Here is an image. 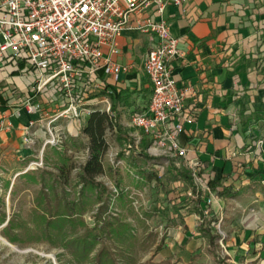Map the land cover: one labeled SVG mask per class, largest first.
Instances as JSON below:
<instances>
[{
    "label": "crops",
    "instance_id": "obj_1",
    "mask_svg": "<svg viewBox=\"0 0 264 264\" xmlns=\"http://www.w3.org/2000/svg\"><path fill=\"white\" fill-rule=\"evenodd\" d=\"M148 17L154 15L147 10L131 14L116 38L114 60L129 67L118 87L120 98L132 103L130 114L146 110L150 98L141 64L156 38L137 28ZM162 17L178 39L180 56L171 63L173 75L179 86L193 91L184 104L193 120L185 123L180 142L188 148V157L199 162L204 177L233 187L231 194L219 193L227 206L234 202L241 209L264 211V0H183L180 7L169 6ZM25 86L17 73L0 68V127L7 125L0 130V168L9 160L30 161L35 144L40 146L46 138L45 113L38 119L17 106ZM81 126L79 119H70L58 130L63 137L74 136ZM194 207H200L197 199ZM189 214L181 221L182 239L168 245L170 254L184 264L195 245L189 238L198 229ZM234 225L242 228V219ZM262 245L261 232L225 240L226 250L239 260L236 264L250 263Z\"/></svg>",
    "mask_w": 264,
    "mask_h": 264
},
{
    "label": "rangeland",
    "instance_id": "obj_2",
    "mask_svg": "<svg viewBox=\"0 0 264 264\" xmlns=\"http://www.w3.org/2000/svg\"><path fill=\"white\" fill-rule=\"evenodd\" d=\"M29 79L30 77L23 76L21 81L27 85ZM118 104V122L128 131L125 120L129 118L128 108L132 103L119 97ZM87 118L88 116L79 118L82 125ZM69 120L60 118L54 122L57 128L54 134L59 139L57 145L47 144L43 147L44 140L40 146L39 143L35 144L30 161L9 160L0 168V236L3 237L2 225H6L11 218V233L16 241L11 243L3 238L19 250L15 251L0 241V264H91V257L102 247L106 249L109 259L116 264H145L149 261L184 264L176 255L170 254L168 245L182 239L184 229L181 221L188 220L189 213L199 222L194 208L196 199L201 209L207 207L203 199H208L212 215L217 219L215 230L219 238L216 239L215 254H211L206 249L201 232L195 228L194 234L189 238H193L195 245L187 264H236L239 260L230 255L223 240V246L221 245L220 238L229 240L230 237H249L255 236L256 232L264 233V211L261 208L241 209L234 202L227 206L216 190H211L210 194L201 192L202 195L195 196L193 200V181L188 184L174 180L184 166L180 159L161 155L153 147L148 150L151 142L147 139L137 148H128L118 141L114 128H106L104 131L107 143L101 159L104 171L97 177V182L102 184L100 190L104 191L102 203H93L98 193L97 188L87 187L85 196H79L82 185L78 175L86 162L88 151L85 147H71L67 140L74 137L87 142V139L81 134V130L77 135L65 134L63 137L59 130H64ZM45 137L50 138L48 132H45ZM53 147H58L59 152L64 150L70 159L72 169L66 187L67 201L74 203L72 207H76V212L69 213L62 204L58 208V215L50 218L39 210H34L38 206L41 183L39 175L32 178V173L56 171V166L61 162L60 157L52 150ZM142 171L153 172L155 178L147 182L142 177ZM8 177L10 180L7 183L5 178ZM45 177L49 178L47 175ZM172 201L176 204H171ZM79 211L83 212L82 221L79 220ZM3 214L6 220L1 223ZM237 218L242 219V228L234 225ZM169 220H173L176 227H171ZM96 221H99L97 227L102 226L103 231H96L99 239H92V234H83L84 225L91 228ZM202 224L208 225V220H203ZM84 242L90 245L84 248ZM157 244L163 245V248L155 254ZM258 252L261 253L248 264H264V250L256 253Z\"/></svg>",
    "mask_w": 264,
    "mask_h": 264
},
{
    "label": "built area",
    "instance_id": "obj_3",
    "mask_svg": "<svg viewBox=\"0 0 264 264\" xmlns=\"http://www.w3.org/2000/svg\"><path fill=\"white\" fill-rule=\"evenodd\" d=\"M182 2L0 0V68H8L21 78L30 77L17 106L37 114L38 119L45 113L43 127L50 138L43 147L59 142L54 122L60 118L114 113L113 97L119 93L122 75L129 71L127 65L114 60L118 54L116 38L128 26L131 14L147 10L154 18L140 21L137 28L156 38L141 64L150 98L146 110L132 112L125 120L129 128L126 145L137 148L147 138L151 142L148 150L153 147L161 155L183 162L196 196L211 193L198 173L199 162L188 157V148L179 139L185 123L193 120L184 105L193 91L179 86L173 75L171 63L180 56L178 39L162 15L169 6L180 7ZM4 127L7 125L0 130Z\"/></svg>",
    "mask_w": 264,
    "mask_h": 264
},
{
    "label": "trees",
    "instance_id": "obj_4",
    "mask_svg": "<svg viewBox=\"0 0 264 264\" xmlns=\"http://www.w3.org/2000/svg\"><path fill=\"white\" fill-rule=\"evenodd\" d=\"M119 93L115 94L114 104L112 110L114 113L106 114L102 112H93L91 113L85 123L81 127V134L87 139V142H84L83 139H75L74 137H70L67 142L71 147H85L88 151V157L86 159L85 164L79 171V181L81 183V190L79 192V196H85L84 192L87 187L97 188L98 193L93 200V203L100 204L102 203V196L104 191L100 190L102 184L97 182V177L103 173V165H102V156L107 149V143L104 138V131L106 128H114L115 133L117 135L118 141L122 144H126V136L124 128L118 122V115L116 114V103L119 101ZM58 147H53L52 150L60 157V164L56 166V171H40L33 172V177L35 178L36 174L39 175V181L41 183V189L38 196V206L34 208V210H39L42 214L47 215L48 217H55L58 215V208L63 204L65 210H69V213L74 214L75 208L72 207V204L67 201V191L66 187L69 182V172L72 169L71 163H69V157L62 152L57 150ZM46 155V149L44 150V156ZM145 156V155H144ZM47 160V156H46ZM199 175L204 179L206 185L210 188V190H216L218 193L222 194H231L233 191V187L231 185H222L219 180H214L213 176L204 177L202 175V170L199 169ZM142 177L146 179L147 182L152 181L155 178V174L151 171H142ZM45 175L49 178L46 179ZM175 181H183L188 184L192 183V178L189 170L182 166L178 171V175L174 178ZM194 192V191H193ZM202 193H198L197 196H201ZM206 196V195H205ZM203 199V198H202ZM204 203L206 201L203 199ZM171 204H176L174 201ZM207 204V203H206ZM196 213L198 214L199 222L198 229L202 234V237L205 240L206 249L209 253L215 254L217 248L216 239L219 236L215 230V224L217 223V219L212 215V211L207 204L205 209H201L200 207H194ZM79 217L81 219L82 211H79ZM69 215V214H68ZM208 220V225L204 226L202 224L203 220ZM6 220L5 215L2 216V222L4 223ZM99 221L95 222L94 227L87 228L85 226V230L83 234H92V239H99V235L96 234V231H103V227H97ZM13 221L10 218L6 225L2 228V235L9 242L13 243L16 241L15 237H13L11 233V229L13 227ZM82 224H84L82 222ZM169 225L173 227L175 224L173 220H169ZM223 243L225 245V240L223 239ZM90 244L84 242V248H87ZM82 246V247H83ZM163 245L157 244L155 248V254L162 250ZM264 250V247L260 248L259 251ZM254 253V251H252ZM110 257L106 253V249L104 247L100 248L93 257H91V264H116L112 262ZM145 264H161L149 261Z\"/></svg>",
    "mask_w": 264,
    "mask_h": 264
},
{
    "label": "bare ground",
    "instance_id": "obj_5",
    "mask_svg": "<svg viewBox=\"0 0 264 264\" xmlns=\"http://www.w3.org/2000/svg\"><path fill=\"white\" fill-rule=\"evenodd\" d=\"M0 241L2 244L9 246L15 251H19L15 246L11 245L7 240H5L3 237L0 236Z\"/></svg>",
    "mask_w": 264,
    "mask_h": 264
},
{
    "label": "water",
    "instance_id": "obj_6",
    "mask_svg": "<svg viewBox=\"0 0 264 264\" xmlns=\"http://www.w3.org/2000/svg\"><path fill=\"white\" fill-rule=\"evenodd\" d=\"M2 226H5V224H4V225H2Z\"/></svg>",
    "mask_w": 264,
    "mask_h": 264
}]
</instances>
